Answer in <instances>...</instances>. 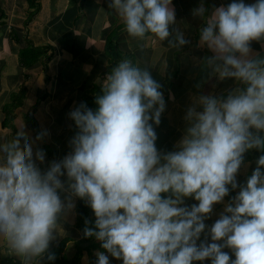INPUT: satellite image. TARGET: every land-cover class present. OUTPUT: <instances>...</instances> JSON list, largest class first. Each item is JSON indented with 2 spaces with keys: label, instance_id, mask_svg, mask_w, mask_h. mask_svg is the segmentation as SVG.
<instances>
[{
  "label": "clouds",
  "instance_id": "9594fccd",
  "mask_svg": "<svg viewBox=\"0 0 264 264\" xmlns=\"http://www.w3.org/2000/svg\"><path fill=\"white\" fill-rule=\"evenodd\" d=\"M109 6L131 37H172L168 45L175 48L188 43L182 31L170 32L173 0H109ZM193 15L206 16L199 40L214 53L207 63L220 78L233 77L241 86L221 96H199L175 150L161 152L156 145L154 124L165 108L161 84L149 67L129 58L113 67L95 109L81 102L69 113L79 131L63 159L42 169L37 162L45 152H34L23 129L11 142L0 139V241L23 264H42L50 242L64 232L58 218L74 207L61 198L65 173L68 189L87 198L96 217L84 234L101 240L123 264H193L205 258L211 264H264V155L246 183L236 179L246 150L264 148V55H253L251 48V41H264V0H230L211 10L201 0ZM237 187L200 240L214 203ZM189 196L198 203L184 205ZM97 256L96 264H110L105 252Z\"/></svg>",
  "mask_w": 264,
  "mask_h": 264
},
{
  "label": "crops",
  "instance_id": "0c3cea01",
  "mask_svg": "<svg viewBox=\"0 0 264 264\" xmlns=\"http://www.w3.org/2000/svg\"><path fill=\"white\" fill-rule=\"evenodd\" d=\"M229 2L204 0L209 10ZM200 3L201 0H173L176 21L169 26L170 32L174 35L182 31L188 40L182 48H175L168 45L172 37L161 41L151 33L144 38L129 36L122 19L109 6V0H0V139L11 142L23 129L26 139L34 141V152L37 148L45 152V160L37 162L42 169L52 161L63 159L72 151L71 140L79 131L69 113L81 102L95 109L96 94L106 86L113 67L129 58L149 67L161 84L165 108L160 123L154 124L156 145L161 152L175 150L187 126V111L199 96H221L241 86L233 77L220 78L207 63L214 53L199 40V29L206 16L193 15V9ZM251 48L253 55H264V41H251ZM21 56L30 64L22 65ZM5 119L11 121V127L4 125ZM257 161L241 163L236 173L238 184L246 183ZM61 179L65 181L61 198L74 203V207L58 218L64 232L56 234L49 249L66 236L80 237L74 228L77 196L67 187L66 173ZM239 190V187L231 189L222 201L214 203L200 240L205 239L208 228L225 212ZM195 203L198 201L192 196L183 200L189 207ZM207 241L211 242L210 235ZM223 250L231 253L228 247ZM75 251V245H71L67 254L73 257ZM97 251H93L92 260L84 251L81 264L97 262ZM105 253L110 264H123L122 258ZM231 258H235L234 253ZM2 260L23 264L0 241ZM193 264H211V259Z\"/></svg>",
  "mask_w": 264,
  "mask_h": 264
},
{
  "label": "trees",
  "instance_id": "16d2710c",
  "mask_svg": "<svg viewBox=\"0 0 264 264\" xmlns=\"http://www.w3.org/2000/svg\"><path fill=\"white\" fill-rule=\"evenodd\" d=\"M111 47H107L108 54H110ZM20 62L22 65L27 64L29 65L30 62L27 60V58H22ZM113 62L111 63L112 67ZM27 67V66H26ZM7 111V110H6ZM7 116H9V111H7ZM5 126L11 127V121L8 119L4 120ZM244 160L249 161L252 159H258L261 155H264V148H257L252 147L243 154ZM162 195H167L166 193ZM76 217H75V230L80 232L79 238H72L70 236H66L62 238L59 243L54 246L51 249H48L44 256L42 257V264H81V259L83 256V252L85 251L90 258L93 256V251H103L107 252L106 249L102 247V241H97V238L95 236H86L84 234L85 227H95V217L93 214L92 209L90 208L89 203L86 201V198H80L77 197L76 206ZM71 245H75V253L73 257L67 256V252L70 249ZM48 252H54L55 253V259L52 261H49L47 259ZM0 264H19V263H13L10 260H2L0 261Z\"/></svg>",
  "mask_w": 264,
  "mask_h": 264
},
{
  "label": "rangeland",
  "instance_id": "374dc122",
  "mask_svg": "<svg viewBox=\"0 0 264 264\" xmlns=\"http://www.w3.org/2000/svg\"><path fill=\"white\" fill-rule=\"evenodd\" d=\"M97 241H98V239H97ZM67 256H68V254H67ZM70 256H71V254H70ZM94 256V255H93ZM94 258V257H93ZM93 258H90V260H92ZM94 264H96V262L94 263Z\"/></svg>",
  "mask_w": 264,
  "mask_h": 264
}]
</instances>
